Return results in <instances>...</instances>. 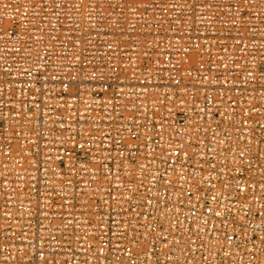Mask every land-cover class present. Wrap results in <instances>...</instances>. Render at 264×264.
Wrapping results in <instances>:
<instances>
[{"label":"built area","instance_id":"built-area-1","mask_svg":"<svg viewBox=\"0 0 264 264\" xmlns=\"http://www.w3.org/2000/svg\"><path fill=\"white\" fill-rule=\"evenodd\" d=\"M0 264H264V0H0Z\"/></svg>","mask_w":264,"mask_h":264}]
</instances>
